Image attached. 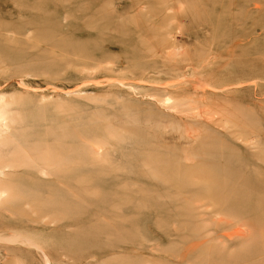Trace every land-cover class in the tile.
Masks as SVG:
<instances>
[{"label": "rangeland", "instance_id": "1", "mask_svg": "<svg viewBox=\"0 0 264 264\" xmlns=\"http://www.w3.org/2000/svg\"><path fill=\"white\" fill-rule=\"evenodd\" d=\"M0 264H264V0H0Z\"/></svg>", "mask_w": 264, "mask_h": 264}, {"label": "bare ground", "instance_id": "2", "mask_svg": "<svg viewBox=\"0 0 264 264\" xmlns=\"http://www.w3.org/2000/svg\"><path fill=\"white\" fill-rule=\"evenodd\" d=\"M1 115V114H0ZM1 117V116H0Z\"/></svg>", "mask_w": 264, "mask_h": 264}]
</instances>
